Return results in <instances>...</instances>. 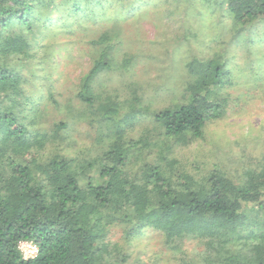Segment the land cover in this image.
<instances>
[{
  "label": "trees",
  "instance_id": "1",
  "mask_svg": "<svg viewBox=\"0 0 264 264\" xmlns=\"http://www.w3.org/2000/svg\"><path fill=\"white\" fill-rule=\"evenodd\" d=\"M183 1L181 32L132 38L155 18L150 6L168 3L172 14ZM196 2L218 8L235 34L264 23V0H0V264H156L129 251L145 230L186 264H264V159L234 175L218 166L195 174L172 153L225 115V59L178 55L180 91L169 88L158 110L139 90L150 72L172 84L159 64L141 81L135 70L181 53ZM63 49L87 55L88 66L46 78L47 53ZM110 71L129 74L124 98L103 84ZM144 118L151 123L129 135ZM20 241L36 246L33 258Z\"/></svg>",
  "mask_w": 264,
  "mask_h": 264
},
{
  "label": "rangeland",
  "instance_id": "2",
  "mask_svg": "<svg viewBox=\"0 0 264 264\" xmlns=\"http://www.w3.org/2000/svg\"><path fill=\"white\" fill-rule=\"evenodd\" d=\"M184 4L186 5V1L180 3L179 9L172 14L168 3L165 8L150 6V12L155 14V18L146 16L141 19L139 29L137 31L133 29L132 38L147 41L156 37L161 38L159 33L162 30L169 35L172 31L181 32L183 28L179 24H182L183 16L180 7ZM196 6L198 9L189 7L194 13L189 14L191 20L184 28L185 31H192L195 35L190 36L187 46L182 43L181 53H172L168 60H166L167 55L159 56L160 59L146 60L145 65L138 66L135 74L141 81L146 77V72L157 68L159 64L166 72V79L172 81V84L169 82L164 84V87H160L161 78L150 72L151 80L139 89L143 90L146 96H155L156 102L152 107L158 110L170 104L168 103L169 88L172 87L171 90L174 92L180 91L181 84H177L179 74L177 76L176 72L182 68L178 55L187 53L189 56L204 59L215 55L225 59L231 82L227 91L229 96L225 115L206 125L202 139L187 146H176L172 153L192 173L196 174L200 170L205 171L218 166L234 175L241 172L245 166H254L264 159V23H256L253 28H245L240 34H235L231 22L218 8L210 9L200 2H196ZM158 25H160L159 29L156 27ZM63 50L66 52L47 53L46 69H44L46 78L49 75L52 77V74L70 75L69 78H72L80 71L79 66L81 68L88 66L87 55L80 57V53H74L73 49ZM68 58H74L75 61L66 67L65 62ZM52 62L55 69L50 71L48 65ZM101 79L109 91L119 94L121 98L126 95V89L123 90L122 86L131 80L129 74L117 71L106 72L101 75ZM60 81L62 79H59ZM148 122H150L148 118L142 121L135 119L127 126L128 134L137 135L141 127ZM88 129L87 123L83 120L78 135L84 138L81 143L85 148L91 141L87 134L90 131ZM142 234L135 238L129 247L134 257H140L147 262L152 259L156 264L187 263L184 258L175 259L165 252L159 234L149 230H145ZM111 239L122 243L118 233L112 234ZM156 253L161 254L159 260H155Z\"/></svg>",
  "mask_w": 264,
  "mask_h": 264
},
{
  "label": "built area",
  "instance_id": "3",
  "mask_svg": "<svg viewBox=\"0 0 264 264\" xmlns=\"http://www.w3.org/2000/svg\"><path fill=\"white\" fill-rule=\"evenodd\" d=\"M18 247L21 250L24 259L32 258L37 251V248L28 241L19 242Z\"/></svg>",
  "mask_w": 264,
  "mask_h": 264
},
{
  "label": "clouds",
  "instance_id": "4",
  "mask_svg": "<svg viewBox=\"0 0 264 264\" xmlns=\"http://www.w3.org/2000/svg\"><path fill=\"white\" fill-rule=\"evenodd\" d=\"M20 242H21V241H20ZM28 242H29V241H28ZM30 243H31V242H30ZM34 246H35V245H34ZM35 247H36V246H35ZM36 252H37V251H36ZM33 257H34V256H33ZM33 257H32V258H33ZM28 259H29V258H28Z\"/></svg>",
  "mask_w": 264,
  "mask_h": 264
}]
</instances>
